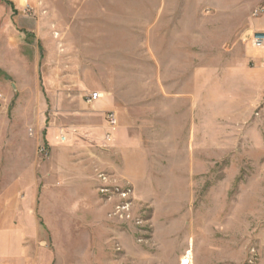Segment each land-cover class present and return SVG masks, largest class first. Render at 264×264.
Instances as JSON below:
<instances>
[{"label":"rangeland","instance_id":"obj_1","mask_svg":"<svg viewBox=\"0 0 264 264\" xmlns=\"http://www.w3.org/2000/svg\"><path fill=\"white\" fill-rule=\"evenodd\" d=\"M256 33L264 0H0V264H264Z\"/></svg>","mask_w":264,"mask_h":264},{"label":"built area","instance_id":"obj_2","mask_svg":"<svg viewBox=\"0 0 264 264\" xmlns=\"http://www.w3.org/2000/svg\"><path fill=\"white\" fill-rule=\"evenodd\" d=\"M262 11H263L262 8L259 9V10H255L254 14L261 13ZM251 42H252V44H254L256 46H260L261 44H263V42H264V33H256V34H254L251 37ZM261 67L264 68V62L261 63ZM99 97H100V94L97 91H93L87 96V102L88 103H92V102L96 101ZM108 120H109V124L110 125H114L115 118H114V115L112 113L108 115ZM183 261L184 260L182 259L181 260V264H185V263H183Z\"/></svg>","mask_w":264,"mask_h":264}]
</instances>
